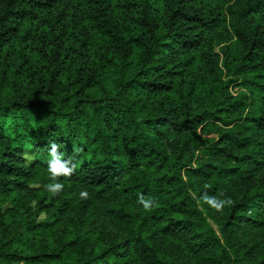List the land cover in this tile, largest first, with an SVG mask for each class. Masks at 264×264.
Segmentation results:
<instances>
[{
  "label": "trees",
  "instance_id": "1",
  "mask_svg": "<svg viewBox=\"0 0 264 264\" xmlns=\"http://www.w3.org/2000/svg\"><path fill=\"white\" fill-rule=\"evenodd\" d=\"M4 202L0 264H264V0H0Z\"/></svg>",
  "mask_w": 264,
  "mask_h": 264
},
{
  "label": "rangeland",
  "instance_id": "2",
  "mask_svg": "<svg viewBox=\"0 0 264 264\" xmlns=\"http://www.w3.org/2000/svg\"><path fill=\"white\" fill-rule=\"evenodd\" d=\"M217 52H220V48H217ZM231 92H233L236 95L239 92H241V89L238 87H234V88H232ZM216 137H217V135L213 134L209 138L215 139ZM200 158H201V156L199 157V159ZM25 159H26V163L29 166H32L37 161V159H39V158L35 155V153H33L31 151H26ZM50 160H51V158H45V159H42L41 161L43 164H46V163L49 164ZM40 187L41 186L38 183H35L34 185H32V188H40ZM81 193H87V192L82 191V190H76L75 195H73L72 197L75 199L81 200V199H83V196L81 195ZM36 203H37L36 201H32L31 207L33 209L36 207ZM8 210H14V205L10 204L9 202H4L3 205L0 207V222H2L1 220H3L7 225H10L11 221H12V219H11L12 216L7 215V214L4 216V214ZM203 211L206 213L207 217L209 218L210 224L215 228V230H218L217 225L210 219V214L206 212L205 208H203ZM13 215H16V219H18V222L26 220L30 223V225H39V224L44 223L48 219V216L45 213H39V212H36L31 217H28L25 214V210H22V211L21 210L20 211L15 210ZM15 227H16V229L14 231H19V232L24 231V228L22 227V225L15 226ZM0 232H1V228H0ZM1 235L2 234H0V238H1ZM11 235H13V233ZM11 235L8 238H6V240L3 242L0 240V247H2L3 244H5L9 240H11V237H12ZM14 264H21V263H14Z\"/></svg>",
  "mask_w": 264,
  "mask_h": 264
},
{
  "label": "clouds",
  "instance_id": "3",
  "mask_svg": "<svg viewBox=\"0 0 264 264\" xmlns=\"http://www.w3.org/2000/svg\"><path fill=\"white\" fill-rule=\"evenodd\" d=\"M72 167L69 161H63L57 154V146L55 144L51 147V160L49 161V171L53 176L56 175H68L72 172ZM63 185L55 183L48 186V190L55 193L62 189ZM82 196H86L87 193H81ZM144 207L147 209L150 207V203L144 201Z\"/></svg>",
  "mask_w": 264,
  "mask_h": 264
}]
</instances>
